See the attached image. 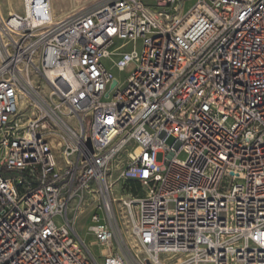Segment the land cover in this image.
Returning <instances> with one entry per match:
<instances>
[{
    "label": "built area",
    "instance_id": "built-area-1",
    "mask_svg": "<svg viewBox=\"0 0 264 264\" xmlns=\"http://www.w3.org/2000/svg\"><path fill=\"white\" fill-rule=\"evenodd\" d=\"M152 2L0 13V264H264V0L182 14L181 0ZM113 53L119 70L134 65L122 83L104 64ZM126 149L134 262L112 250L109 213V167ZM84 191L106 211L88 225L101 263L67 215Z\"/></svg>",
    "mask_w": 264,
    "mask_h": 264
},
{
    "label": "rangeland",
    "instance_id": "rangeland-1",
    "mask_svg": "<svg viewBox=\"0 0 264 264\" xmlns=\"http://www.w3.org/2000/svg\"><path fill=\"white\" fill-rule=\"evenodd\" d=\"M93 1L95 0H50L51 13L55 18H58L64 16L70 11L84 7ZM195 1L196 0H181L179 5V14L187 12ZM147 2L148 4H153L152 0H147ZM9 11H15L19 14H23L22 0H0V13L2 17L6 18ZM122 43V41H116L112 45V49L115 50ZM139 46L140 44H138V50L140 48ZM131 48V45H127L124 47V50L130 51ZM118 58L119 56L116 53H113L109 59L104 60V64L113 76L120 83H122L130 74L134 65L130 62L123 68V70H119L114 64V61ZM31 77L33 84L39 88L41 94L48 98L50 88L45 85L38 75L32 74ZM25 104V99H21L19 101L18 108L24 109ZM23 116H27L26 111H23ZM58 116L62 121L76 128L77 125L75 118L68 115L65 109H61L58 112ZM85 122L86 125L89 126V118L86 119ZM50 139L53 141L56 148H58L57 143L59 142V138L52 136ZM170 142L171 139L168 143ZM128 149L122 150L119 154H117L109 167L108 180L111 185L110 197L112 201L110 208V223L113 225L115 233V238L112 242V250L121 251L128 260L134 262L143 258L145 254L138 246L136 239L131 234L130 217L124 205L125 200L132 195L133 191L137 189V186L119 178L120 169L127 161ZM57 152L60 153L61 149L57 150ZM179 157L183 158L184 154H179ZM160 159L161 154L158 153L156 160L159 161ZM237 182H241V180L238 179ZM82 197V200L79 202L80 204H77L76 201H72L69 204L67 215L74 219L76 231L79 237L84 240L86 245L89 246L93 256L99 263H101L103 260V247L95 241V237L89 231L88 225L90 224L89 216L91 212L98 211L106 215V211L102 206L101 198L98 194L84 191ZM178 259H180V257H178Z\"/></svg>",
    "mask_w": 264,
    "mask_h": 264
},
{
    "label": "water",
    "instance_id": "water-1",
    "mask_svg": "<svg viewBox=\"0 0 264 264\" xmlns=\"http://www.w3.org/2000/svg\"><path fill=\"white\" fill-rule=\"evenodd\" d=\"M115 84H116V80H113L112 83H111V85H110V87L112 88ZM86 145L90 148V141H89V139H87Z\"/></svg>",
    "mask_w": 264,
    "mask_h": 264
},
{
    "label": "trees",
    "instance_id": "trees-1",
    "mask_svg": "<svg viewBox=\"0 0 264 264\" xmlns=\"http://www.w3.org/2000/svg\"><path fill=\"white\" fill-rule=\"evenodd\" d=\"M131 184H134V185H136L137 186V184L135 183V182H130Z\"/></svg>",
    "mask_w": 264,
    "mask_h": 264
},
{
    "label": "crops",
    "instance_id": "crops-1",
    "mask_svg": "<svg viewBox=\"0 0 264 264\" xmlns=\"http://www.w3.org/2000/svg\"><path fill=\"white\" fill-rule=\"evenodd\" d=\"M145 2L148 4L147 0H145ZM71 12V11H70ZM69 13V12H68ZM67 14V13H66ZM62 17V16H61ZM59 18V17H58Z\"/></svg>",
    "mask_w": 264,
    "mask_h": 264
},
{
    "label": "bare ground",
    "instance_id": "bare-ground-1",
    "mask_svg": "<svg viewBox=\"0 0 264 264\" xmlns=\"http://www.w3.org/2000/svg\"><path fill=\"white\" fill-rule=\"evenodd\" d=\"M109 213H110V215H111V210L109 211ZM75 229H76V227H75Z\"/></svg>",
    "mask_w": 264,
    "mask_h": 264
}]
</instances>
